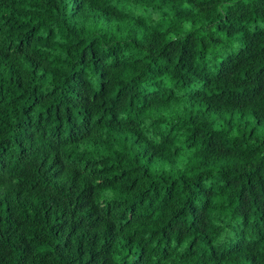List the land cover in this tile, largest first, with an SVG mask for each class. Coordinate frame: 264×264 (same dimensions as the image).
I'll list each match as a JSON object with an SVG mask.
<instances>
[{
	"label": "trees",
	"instance_id": "trees-1",
	"mask_svg": "<svg viewBox=\"0 0 264 264\" xmlns=\"http://www.w3.org/2000/svg\"><path fill=\"white\" fill-rule=\"evenodd\" d=\"M0 264H264V0H0Z\"/></svg>",
	"mask_w": 264,
	"mask_h": 264
}]
</instances>
